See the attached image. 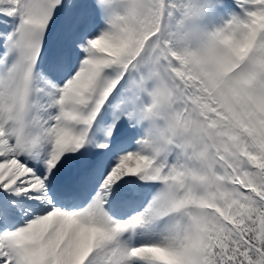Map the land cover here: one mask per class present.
<instances>
[{
	"label": "snow or ice",
	"instance_id": "1",
	"mask_svg": "<svg viewBox=\"0 0 264 264\" xmlns=\"http://www.w3.org/2000/svg\"><path fill=\"white\" fill-rule=\"evenodd\" d=\"M0 264H264V0H0Z\"/></svg>",
	"mask_w": 264,
	"mask_h": 264
}]
</instances>
